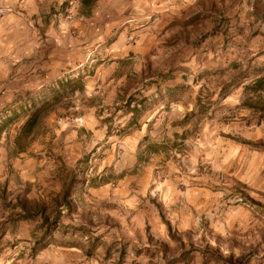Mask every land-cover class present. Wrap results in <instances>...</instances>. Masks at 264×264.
<instances>
[{
	"label": "rangeland",
	"instance_id": "374dc122",
	"mask_svg": "<svg viewBox=\"0 0 264 264\" xmlns=\"http://www.w3.org/2000/svg\"><path fill=\"white\" fill-rule=\"evenodd\" d=\"M3 1L77 44L1 110L0 264H264V0Z\"/></svg>",
	"mask_w": 264,
	"mask_h": 264
},
{
	"label": "crops",
	"instance_id": "0c3cea01",
	"mask_svg": "<svg viewBox=\"0 0 264 264\" xmlns=\"http://www.w3.org/2000/svg\"><path fill=\"white\" fill-rule=\"evenodd\" d=\"M0 4L8 3L0 0ZM15 24L17 21L11 14L0 17V142L5 139L11 120L8 117L10 113L2 114V108L7 106L9 109L15 95L18 96L23 90L42 88L49 81L55 80L60 70L61 58L67 56L68 49L77 44L75 39L73 41L66 38V35L56 34L57 29L52 26L43 39L14 35ZM19 125L20 123L11 126L13 129L8 130L10 137L15 136ZM0 153L2 161L5 158V148H1Z\"/></svg>",
	"mask_w": 264,
	"mask_h": 264
},
{
	"label": "trees",
	"instance_id": "16d2710c",
	"mask_svg": "<svg viewBox=\"0 0 264 264\" xmlns=\"http://www.w3.org/2000/svg\"><path fill=\"white\" fill-rule=\"evenodd\" d=\"M97 1V0H79L80 5L82 8L87 9L88 11H85V13L88 14L90 7L92 6V4ZM255 82H258V84L260 85L261 80H257ZM142 104V103H140ZM48 107V104L43 102L41 105H39L38 107H36L35 109H33L31 111V113L29 114V116L24 120V122L21 124L19 131L17 132L16 136H15V140H14V144L18 147L19 150H23L26 148L27 143L31 140L32 135L34 133V130L37 126V123L39 121V117L41 116V114L45 111V109ZM130 112L131 115L128 117L127 120V124L126 127L131 126L133 123H135L136 118L138 116L139 113V109L137 108L136 105H134L131 109H128L125 113ZM71 183L68 185V187L64 190V192L62 193V195L60 196L59 201L55 200L54 203L56 204V206L59 205H63L66 208H70L71 204L70 201L68 200V197L70 195V189H71ZM24 212V216L22 218L26 219L29 218L31 216H33L34 214H39L40 213H45L44 207L40 208V209H27V208H23L22 209ZM34 212V213H32ZM59 217V211L58 209H56L55 215L53 216V219L51 221H49V216H45L43 217V225L41 227H44V232L42 233L41 237L39 239L35 240V245L32 248V251L35 252L36 250V245L38 246L39 244H41V242L43 241L44 237L49 234L50 229L55 225V223L57 222V219Z\"/></svg>",
	"mask_w": 264,
	"mask_h": 264
}]
</instances>
